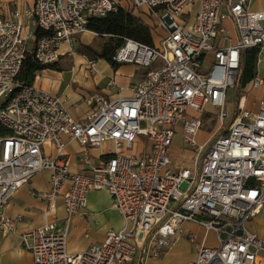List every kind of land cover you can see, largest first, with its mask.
I'll use <instances>...</instances> for the list:
<instances>
[{
  "label": "built area",
  "instance_id": "1",
  "mask_svg": "<svg viewBox=\"0 0 264 264\" xmlns=\"http://www.w3.org/2000/svg\"><path fill=\"white\" fill-rule=\"evenodd\" d=\"M254 1L35 0L16 5L11 18L0 10V125L8 133L0 138V238L18 223L6 214L7 203L37 174L50 171L51 186L37 198L50 212L62 200L67 217L22 235L33 264H152L182 239L196 249V259L185 264H264V240L249 229L264 210V100L249 97L264 87L259 73L240 90L237 114L226 125L244 53L257 50V64L264 58V12L252 10ZM120 7L156 18L158 25L150 27L162 35L157 46L126 39L113 57L120 66L154 67L130 97L94 93L78 121L63 98L17 81L28 55L42 67L57 64L74 54L80 36L96 35L89 28L93 20ZM31 24L45 35L38 39ZM99 62L87 63L94 76ZM207 114L221 126L201 144ZM177 137L181 148L174 147ZM70 143L115 149L90 172L72 173L64 157ZM47 145L55 156L45 153ZM102 191L111 196L124 229L73 254L68 245L74 219L87 215L89 194ZM212 232L217 247L208 246Z\"/></svg>",
  "mask_w": 264,
  "mask_h": 264
},
{
  "label": "crops",
  "instance_id": "2",
  "mask_svg": "<svg viewBox=\"0 0 264 264\" xmlns=\"http://www.w3.org/2000/svg\"><path fill=\"white\" fill-rule=\"evenodd\" d=\"M34 2L35 0H0V10L6 18H11L16 5L25 7L33 5ZM251 8L253 11L264 12V0L254 1ZM196 10L195 8L194 13L187 17L189 23L194 21ZM225 26L233 36L236 35L232 23L227 22ZM30 28L36 30L34 24H31ZM154 45L157 46L159 44L154 42ZM63 52H67V50H63ZM74 55L76 54L64 55L63 57ZM102 61L104 60L100 59V62ZM87 63L88 61L83 59L79 65L78 60H76L75 65L71 69L59 66L55 70L42 71L38 74L35 82V86L63 98L71 115L78 121H83L89 111L86 100L91 95L99 93L112 99L128 98L132 95V88L149 73L146 72L136 77L135 69L131 68L130 65H119L118 68L114 69L113 78L101 75L100 71L98 75L94 76L89 72ZM111 80L115 81V86L113 87L109 86ZM263 89L264 87L259 91ZM65 142L69 143V140L65 138ZM114 149L112 144H105L99 148L85 150L77 143H70L64 157L70 161L72 173H87L91 171L92 167L106 160ZM44 150L47 155L55 156V152L50 145H47ZM85 151L89 155L90 164H87L84 159L83 153ZM51 177L52 173L50 171H43L37 174L5 206L6 214L18 220V223L14 233L5 238H0V264H33L32 255L23 249L22 235L49 222L61 223L66 219L67 216L62 200H59L56 208L50 212L45 204L37 198L38 193L45 192L50 188ZM111 206L112 198L108 192L102 191L89 194L87 215L84 218H75L73 222L69 239V251L71 253H79L94 245L101 244L104 242L108 232H119L124 229V222L120 214L112 209ZM256 219L249 223V229L263 239L257 227ZM186 227L192 228L189 225H186ZM196 230L199 234L203 232L200 229ZM87 233H89V239L86 240L85 235ZM186 246H188L186 240H179L164 260L153 262L152 264H163L172 255H177L179 248ZM208 246L217 247L216 234L214 232L209 234ZM189 256L188 260L178 264L193 262L196 259L195 253Z\"/></svg>",
  "mask_w": 264,
  "mask_h": 264
},
{
  "label": "trees",
  "instance_id": "3",
  "mask_svg": "<svg viewBox=\"0 0 264 264\" xmlns=\"http://www.w3.org/2000/svg\"><path fill=\"white\" fill-rule=\"evenodd\" d=\"M90 30L101 37H108L111 44L105 46L101 53H98L91 46H83L85 52L94 53L100 56V59L108 62L114 68L119 65L113 60L116 52L124 45L126 39H130L141 44L154 46L153 30L148 23L137 17L134 11L125 10L120 7L116 12L108 14L104 18L95 19L90 23ZM37 38L40 39L45 35L40 29H36ZM114 44V48L111 45ZM258 62L257 50H247L243 55V73H242V88L244 89L256 75ZM58 64V63H57ZM57 64L52 66L42 67L35 62L33 55H28L21 72L17 78L20 84L33 86L40 72L45 70H55ZM8 102V100H7ZM6 103V101H5ZM5 104L3 103L1 107ZM7 131L0 125V138L6 137Z\"/></svg>",
  "mask_w": 264,
  "mask_h": 264
},
{
  "label": "rangeland",
  "instance_id": "4",
  "mask_svg": "<svg viewBox=\"0 0 264 264\" xmlns=\"http://www.w3.org/2000/svg\"><path fill=\"white\" fill-rule=\"evenodd\" d=\"M122 0H120L121 2ZM122 5H125L124 3H122ZM131 11V10H130ZM134 14L143 19L146 23H148L149 25H152L154 28L158 25V21L156 18H149L148 16H146V14H144V12L142 11H134ZM153 30V28H152ZM154 33V42L156 44H160L161 41V32L159 29L153 30ZM111 42L109 40L108 37H101L99 35H92V34H85L80 36L77 39V43L75 44L74 47V56H65L63 57V59H61L56 68L58 69V67H66V68H72L75 63L76 60H78V64L80 65V63H82L83 59H85L86 61H96L98 59H100V56L95 55L94 53H90V52H85L83 49V46H91L93 47L98 53H101L104 49L105 46L110 45ZM112 48H114V44L111 45ZM81 57V58H80ZM83 58V59H82ZM131 68L135 69L136 72V77H138L139 75H142L144 73H148L150 72L154 67H137L134 65H130ZM114 67L109 64L106 61H102L99 63L98 66V70L101 72V75L106 76L108 78H113L114 77ZM257 73L260 74V76L262 77V79H264V58H261V61L257 64ZM242 83L240 85V87L236 90H231L229 93V106H228V110L231 114V118H229L226 121V125H228V122L231 121L235 115L237 114V107H236V98L238 97V94H240V90ZM249 97H251L252 101H260V100H264V89L261 91H256V92H250ZM209 111V110H208ZM212 112V111H211ZM209 117H205L204 119V128L201 131L199 137H198V142L203 144L205 142H208V140L214 136V134H216L218 128L221 126L220 123H218L217 118L213 117V120L210 119V117H212L210 114H207ZM227 126L224 127L223 130H221L219 132V135H223L225 130H226ZM144 140V139H142ZM174 147L175 148H181L182 147V143H181V139L180 137H177L175 139V143H174ZM209 145V143H208ZM184 157L189 158L190 154H186L184 155ZM256 224L257 227L259 229L260 234H262L263 239H264V210L262 211V213L258 216V218L256 219ZM262 238V237H260ZM86 240L89 238H85ZM68 249H69V245H68ZM182 252H184L182 254ZM192 252V253H191ZM196 254V249L194 247H192L189 243L188 246L186 247H181L178 249V252L176 253L177 255H172L170 258H168L167 260H165L163 262V264H178L179 262L185 261L189 259V255L191 254ZM186 262H184L185 264ZM183 264V263H182Z\"/></svg>",
  "mask_w": 264,
  "mask_h": 264
}]
</instances>
